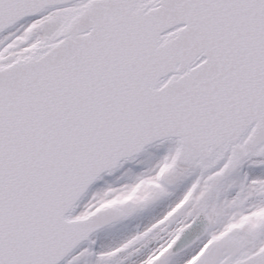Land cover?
<instances>
[{"label": "snow or ice", "instance_id": "6c2138e0", "mask_svg": "<svg viewBox=\"0 0 264 264\" xmlns=\"http://www.w3.org/2000/svg\"><path fill=\"white\" fill-rule=\"evenodd\" d=\"M0 264H264V0H0Z\"/></svg>", "mask_w": 264, "mask_h": 264}, {"label": "water", "instance_id": "95a60500", "mask_svg": "<svg viewBox=\"0 0 264 264\" xmlns=\"http://www.w3.org/2000/svg\"><path fill=\"white\" fill-rule=\"evenodd\" d=\"M160 212V206L156 208L153 212L145 214L144 216L130 220L126 225L119 226L117 229L112 230L111 233L108 234H101L100 237L98 238L99 242L101 243H108L110 240H115L119 239L125 235L130 234L132 231H134L137 226L140 228L144 227V225L151 219L152 216L156 215L157 213ZM194 233L193 232H188L185 234V236L182 238L181 243L187 242L193 238ZM97 241V245L101 244Z\"/></svg>", "mask_w": 264, "mask_h": 264}, {"label": "rangeland", "instance_id": "374dc122", "mask_svg": "<svg viewBox=\"0 0 264 264\" xmlns=\"http://www.w3.org/2000/svg\"><path fill=\"white\" fill-rule=\"evenodd\" d=\"M119 175H120V174H119ZM119 175L115 176L113 179H110V181H111V180H115L116 177H118ZM163 208H164V205H163V204L160 205V212L163 211ZM142 228H143V227H142ZM99 245H100V244H99ZM99 245H97V246L99 247Z\"/></svg>", "mask_w": 264, "mask_h": 264}]
</instances>
